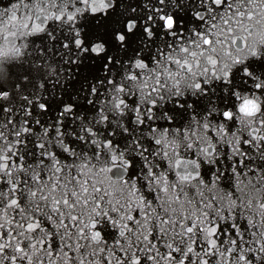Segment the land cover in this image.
<instances>
[{"label": "water", "instance_id": "1", "mask_svg": "<svg viewBox=\"0 0 264 264\" xmlns=\"http://www.w3.org/2000/svg\"><path fill=\"white\" fill-rule=\"evenodd\" d=\"M0 264H264V0H0Z\"/></svg>", "mask_w": 264, "mask_h": 264}]
</instances>
